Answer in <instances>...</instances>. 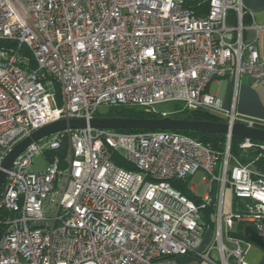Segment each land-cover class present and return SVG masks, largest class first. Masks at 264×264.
Listing matches in <instances>:
<instances>
[{
  "label": "built area",
  "instance_id": "obj_1",
  "mask_svg": "<svg viewBox=\"0 0 264 264\" xmlns=\"http://www.w3.org/2000/svg\"><path fill=\"white\" fill-rule=\"evenodd\" d=\"M245 13L241 0H0V168L36 130L89 122L102 106L155 113L178 103L229 126L255 127L208 90L225 78L235 90L242 75L264 88V56L242 40ZM42 139L14 160L0 188V213L12 215L0 264H180L177 257L199 247L214 183L213 241L198 256L248 264L250 242L229 235L233 197L253 203L236 218L264 237V175L239 163L228 168V140L217 178L210 146L174 132L87 126ZM62 149L46 158L45 170L26 171L35 156ZM198 172L207 192L196 205L170 181ZM213 249L220 262L209 258Z\"/></svg>",
  "mask_w": 264,
  "mask_h": 264
},
{
  "label": "trees",
  "instance_id": "obj_2",
  "mask_svg": "<svg viewBox=\"0 0 264 264\" xmlns=\"http://www.w3.org/2000/svg\"><path fill=\"white\" fill-rule=\"evenodd\" d=\"M232 13V12H231ZM231 20L233 19L236 23V16L234 13L230 15ZM244 15L242 17V20ZM229 23V22H228ZM235 25V24H234ZM6 44L5 41L0 40V45ZM59 89L56 87V95L59 98ZM175 107L171 112L170 117L174 119L180 120H190V121H217L220 122L219 119L214 117L213 115L209 114L207 111L203 109H196V110H188L183 108L180 104L174 103ZM97 117H114V118H161V113H146L143 110L137 108H124V107H115L110 108L109 112L105 115L100 114L97 112ZM254 126L257 128L264 129V125H261L257 122H254ZM120 133L130 134V133H140V132H147V131H129V130H114ZM174 133L182 134L188 137H191L203 144H208L211 150L217 156V167L216 171H221L224 161V153L227 150V136L223 134H216V133H205V132H197V131H175ZM243 139L237 137H231L228 145V168H231L236 163L241 165H248L252 163L253 171L256 174L264 175V155H262L260 149L257 147L260 144H264L257 141H252L254 146L248 149H242L240 145L242 144ZM257 145V146H256ZM63 153V149L58 152H48L46 153V158L48 160L51 159L52 154H61ZM130 169H133L130 167ZM190 179V178H188ZM188 179L185 180H172L170 181L171 186L180 191L182 195H185L188 199L193 201L196 205L201 202V198L195 195L191 189L188 187ZM218 192V185L216 184V189L214 190L212 187L211 197H212V204L209 208L202 211L203 214V225L205 230L210 229L212 227V215L215 209V201H216V194ZM251 206L253 203L249 200H245L238 197H233L231 203V211L234 215V230L230 232L231 237L242 239V229L246 225L245 222L242 220H238L236 217L243 218L250 214L249 210H251ZM12 215L8 212L2 211L0 213V239L4 233L7 232L9 226L6 224L5 219L10 218Z\"/></svg>",
  "mask_w": 264,
  "mask_h": 264
},
{
  "label": "water",
  "instance_id": "obj_3",
  "mask_svg": "<svg viewBox=\"0 0 264 264\" xmlns=\"http://www.w3.org/2000/svg\"><path fill=\"white\" fill-rule=\"evenodd\" d=\"M87 126L91 128L109 130H129V131H197L205 133H216L227 136L228 145L231 137L257 141L264 143V129L249 127L237 122L232 126L217 121H190L174 119L170 116L161 118H114L96 117L89 122L80 119L58 120L47 124L33 132L29 137L18 143L4 158L0 168V188L5 183L7 171L13 165L14 160L31 144L45 138L51 134L68 129H83ZM242 238L258 248L264 250V237L260 236L256 228L247 224L242 229Z\"/></svg>",
  "mask_w": 264,
  "mask_h": 264
},
{
  "label": "crops",
  "instance_id": "obj_4",
  "mask_svg": "<svg viewBox=\"0 0 264 264\" xmlns=\"http://www.w3.org/2000/svg\"><path fill=\"white\" fill-rule=\"evenodd\" d=\"M244 11L242 20V40L255 46L258 54L264 56V0H241ZM228 19L230 26L236 25L234 20ZM211 94L216 95L222 101L224 106L234 107L239 118L250 119L261 125H264V88L249 76L242 75L239 78L236 89L229 78L218 81H212L208 86ZM227 201L229 194L226 195ZM211 231L206 235V231ZM201 238V242L196 252H190L186 255L177 257L180 264H210L198 256V252L207 253L208 247L213 241V230L206 229ZM214 252V254H213ZM213 254L214 258L219 257L216 250L208 253L209 258ZM213 259V258H211ZM244 260L248 264H264V250L250 244L244 254Z\"/></svg>",
  "mask_w": 264,
  "mask_h": 264
},
{
  "label": "rangeland",
  "instance_id": "obj_5",
  "mask_svg": "<svg viewBox=\"0 0 264 264\" xmlns=\"http://www.w3.org/2000/svg\"><path fill=\"white\" fill-rule=\"evenodd\" d=\"M6 44L2 45V46H5ZM1 47V45H0ZM175 104L174 103H164V104H160V105H157L155 108H154V111L157 112V113H165L166 116H169L171 115V112L173 111V108L175 107L174 106ZM109 109L110 107H107V106H102L98 109V112L100 114H107L109 112ZM45 139H41V141H44ZM241 147V145H240ZM64 148H66V145L64 144ZM63 148V149H64ZM243 149V148H242ZM261 151V150H260ZM64 152V151H63ZM262 155H264V151H261ZM63 154V153H62ZM53 155V154H52ZM59 156H62L61 154H58ZM52 157V156H51ZM47 166V159H46V156L45 155H38V156H35L32 161H31V164L29 165V167L26 169L27 172H40V171H43L45 170ZM248 166L250 167L251 170H253V167H252V163L248 164ZM215 175L217 178H219L221 176L220 174V171H216L215 172ZM203 176H206L204 175L203 173L201 172H198L196 173L193 177H191L190 179H188V187L191 189V191L197 195L198 197L202 198L206 192H207V186L205 184H203L201 181H202V177ZM207 178V176H206ZM213 189L215 190L216 189V184L214 183L212 185ZM228 207V203H227V199L225 198L224 199V209H226ZM250 212V210H249ZM212 221H214V216L212 215ZM244 222V221H243ZM209 229V228H208ZM211 230H213V224H212V227L210 228ZM234 230V228L232 229V231ZM206 235L207 234H210L211 231L207 230L206 232ZM252 244V243H250ZM254 245V244H252ZM226 246L229 247L228 244H226ZM256 246V245H255ZM214 254V252H213ZM213 254L211 256V258H213L214 261L216 262H220V259L219 257L217 258H214L213 257Z\"/></svg>",
  "mask_w": 264,
  "mask_h": 264
}]
</instances>
